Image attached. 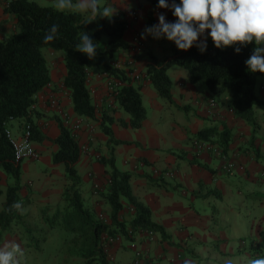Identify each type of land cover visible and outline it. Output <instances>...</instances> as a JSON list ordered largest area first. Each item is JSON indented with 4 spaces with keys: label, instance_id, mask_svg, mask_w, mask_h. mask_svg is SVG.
Here are the masks:
<instances>
[{
    "label": "crops",
    "instance_id": "0c3cea01",
    "mask_svg": "<svg viewBox=\"0 0 264 264\" xmlns=\"http://www.w3.org/2000/svg\"><path fill=\"white\" fill-rule=\"evenodd\" d=\"M32 1L43 7L56 8V0ZM172 2L169 0V4ZM99 6L106 8L112 16L122 15L126 19L129 10L138 13L136 19H127L130 28L124 39L128 49L118 51L112 59L113 63H121L126 73L131 75L135 71L145 76L152 57H172L181 50L166 38L156 39L145 33L146 28L159 23L160 14L174 22L176 19L170 8H160L148 0H100ZM17 25L16 15L0 0V40L13 35ZM209 31L206 30L198 42L206 38V42L214 44L207 35ZM134 32L145 34L142 37L144 52L134 56L135 63L130 67L126 62L131 54ZM44 55L52 82L38 95L34 123L46 139L34 141L41 154L39 160L20 163L23 187L20 196L26 202L21 214L24 220L30 215L40 218L41 229L47 228L45 215H53L64 205L65 165L53 163L63 113L73 119L80 118L74 112L69 92L63 89L67 74L63 53L44 49ZM182 69L175 66L168 72L172 82H177L176 86L173 83L174 104L161 98L148 81L142 83L147 119L140 129L126 125L131 118L113 105L114 99L102 72H91L89 89L93 101L99 113L113 118L114 137L122 143L110 147L108 137L97 122L80 118L95 126L93 131L83 127L78 139L80 146L89 149L77 165L83 180V199L97 214L104 213L107 217L110 213L100 193L95 194L94 186L98 183L105 187L109 176L99 160L101 156L109 155L113 148L118 169L133 175L130 182L133 196L151 210L153 222L161 226L167 236L166 239L161 233L149 236L145 231L137 232L134 242L123 239L112 248L114 264H135L137 251L142 253L140 264H226L229 260L232 264H249L250 259L264 256V75L257 92L262 105L255 111L258 127L254 129L231 113L227 107L228 91L215 94L205 86L194 85L189 72ZM50 97L58 100V108L50 106ZM211 100L216 101L215 107L210 105ZM15 122L18 121L10 123V128L18 137L23 129L21 122L11 126ZM215 126L220 132L224 128L232 131L229 151L225 155L221 154L217 143L198 137L201 131ZM199 142H207L214 149L200 152L197 149ZM229 161L236 167L233 174L224 170ZM11 184V178L0 169V213ZM123 204L121 217L129 222L133 217L132 208L126 201ZM15 227L18 228L14 226L13 230ZM13 230L2 238L0 247L10 248L12 244L20 243L19 235ZM22 255H17L19 263L26 258L25 264L32 263L30 256ZM67 260L66 255L63 261Z\"/></svg>",
    "mask_w": 264,
    "mask_h": 264
},
{
    "label": "trees",
    "instance_id": "16d2710c",
    "mask_svg": "<svg viewBox=\"0 0 264 264\" xmlns=\"http://www.w3.org/2000/svg\"><path fill=\"white\" fill-rule=\"evenodd\" d=\"M148 1L158 6V0ZM8 2V11L17 17L18 29L10 37L0 40V169L12 180L4 209L0 213V243L14 226H19L24 221L21 210L26 205L20 196L23 189L20 163H16L14 159L7 134L11 129L10 123H30L33 127V141L46 139L34 123L38 95L52 82L44 49L63 53L67 69L63 85L69 92L74 112L80 118L97 122L108 137L110 147L122 142L114 137L111 128L113 118L106 113H99L93 101L89 89L93 70L106 73L121 83L118 94L113 97V105H117L130 116V122L126 125L133 129L142 128L147 119L141 93L143 82L151 83L161 98L174 104L173 82L168 72L175 66L187 70L194 85L205 86L215 94L230 91L227 107L231 113L254 129L258 127L255 111L262 105V101L257 95L256 87L257 79L264 73L250 72L245 63L253 53L254 43L241 46L240 53L235 51V47L239 45L220 49L207 42V50L203 53L194 44L188 50L175 52L172 57H152L145 76L141 74L142 79L137 80L132 75L133 72L130 75L115 68L111 62L114 54L128 49L124 39L128 30L125 17L112 16L106 12L109 17L96 15L90 19L87 13L43 7L32 0ZM100 9L104 10L103 7ZM54 24L58 25L56 38L45 42L43 37ZM84 32L98 45L94 59H89L86 54L75 50L80 34ZM104 37H107L106 41H103ZM60 128L61 134L55 140L58 150L53 155V163L65 165L67 186L63 195L64 205L53 216L45 215L44 222L49 230L60 228L67 231L70 238L68 256L82 260V264H114L111 253L115 244L109 241L111 238L122 236L127 241L134 242L137 232L147 231L161 233L166 239L164 229L153 222L151 210L133 196L130 183L133 175L118 169L113 148L109 155L101 156L99 160L106 167L109 176L105 187L99 193L109 206L110 213L106 217L104 213L97 214L92 207L87 206L82 195L83 180L77 170L82 157L79 141L63 122ZM198 137L200 140H211L212 144L217 143L225 155L229 151L232 131L224 128L220 132L215 126L201 131ZM123 201L133 209V217L129 222L121 217L125 208ZM16 203L21 205L19 209L13 206ZM101 215L105 218H101ZM31 230L33 229L25 228L26 232Z\"/></svg>",
    "mask_w": 264,
    "mask_h": 264
},
{
    "label": "clouds",
    "instance_id": "9594fccd",
    "mask_svg": "<svg viewBox=\"0 0 264 264\" xmlns=\"http://www.w3.org/2000/svg\"><path fill=\"white\" fill-rule=\"evenodd\" d=\"M100 0H56L57 10H73L92 16L106 15L99 7ZM158 7L171 9L177 17L169 22L164 14L159 15V23L145 29V33L153 38H166L175 43L178 49L188 50L197 45L203 53L207 50L206 38L198 42V38L210 36L215 47L224 49L236 46L235 51L241 52V46L255 44L252 55L245 61L247 69L252 73H264V0H158ZM91 22V21H88ZM58 33V25H52L43 37L45 42L52 41ZM142 37L145 35L141 34ZM98 45L94 43L87 32L80 34V40L75 50L84 53L89 59H94ZM19 209L21 205H13ZM19 245L12 244L0 247V264H19L17 255ZM226 264H232L229 260ZM249 264H264V256L250 259Z\"/></svg>",
    "mask_w": 264,
    "mask_h": 264
},
{
    "label": "built area",
    "instance_id": "2783aa9c",
    "mask_svg": "<svg viewBox=\"0 0 264 264\" xmlns=\"http://www.w3.org/2000/svg\"><path fill=\"white\" fill-rule=\"evenodd\" d=\"M6 4V6L9 8V2L6 0H3ZM138 13L136 11L133 12H128L127 13V19H136ZM173 18L177 19L172 14ZM127 20V21H128ZM130 28V23L128 22V29ZM144 52V45H143V40L142 36L139 32H134L133 37H132V42H131V54L127 57V62L126 64L130 67H132L135 63L134 56L136 54H142ZM115 68L122 69L123 65L119 62L113 63ZM103 77L106 79V87L110 93V96L113 98L116 96L119 92V87L121 83L112 77H109L106 73H102ZM137 80L142 79V75L133 71L132 74ZM63 89L67 91L65 86L63 85ZM68 92V91H67ZM49 104L51 107L58 108L59 107V102L56 98L50 97L49 98ZM216 101L211 100L210 105L212 107L216 106ZM63 124L66 128L70 129L72 132V135L76 140L79 139L80 132L83 129V127H87L89 130L93 131L95 126L92 123H88L87 121L85 122L83 119H73L68 113H63ZM22 134L18 137H16L11 129L7 131L8 138L11 142L12 148H13V153H14V159L16 163H21L26 160H31V161H37L40 159L41 154L40 152L35 148L34 141H33V127L30 123H25L22 125ZM81 153L82 155H85L88 153L89 149L87 146L81 145ZM197 149L198 151H205L208 149H214V147L207 142H199L197 144ZM235 168V165L233 164L232 161H229L225 167L224 170L227 173H231ZM95 194H99V191L101 190L102 186L100 184H95ZM133 211V209H132ZM101 218H105L103 215L100 216ZM131 235H133L130 232ZM149 236L154 235L153 232H147ZM135 235V234H134ZM109 239V238H108ZM124 238L122 236H118L115 239H109V241L112 244H117L121 243ZM142 258V253L140 251L136 252V261L135 264H140Z\"/></svg>",
    "mask_w": 264,
    "mask_h": 264
},
{
    "label": "rangeland",
    "instance_id": "374dc122",
    "mask_svg": "<svg viewBox=\"0 0 264 264\" xmlns=\"http://www.w3.org/2000/svg\"><path fill=\"white\" fill-rule=\"evenodd\" d=\"M129 11L133 12L135 10ZM106 39L107 37H104L103 41H106ZM176 68L181 69L180 67ZM261 80L262 76L257 79L256 92H258L259 82ZM173 83L174 86H176V80H173ZM227 93L231 95L230 91H228ZM216 97L219 99L218 96ZM17 123L18 122H15L11 126L17 125ZM235 171L236 170L234 169L233 173ZM197 204L200 206V203ZM39 219L34 217V215H30L27 219L19 224L18 228H14L13 233H17L20 237V243H18L20 252L18 254L30 256L32 258L31 261L33 264H82V260L69 257L67 254V248L69 246L68 240H70L67 231L61 230L60 228L49 230L48 226L45 229H41ZM25 228L33 229L31 230L33 234L30 235L31 232H26ZM66 255L68 256V260L64 262L63 259H65ZM25 261H27V258L19 264H25ZM32 263L28 262L26 264Z\"/></svg>",
    "mask_w": 264,
    "mask_h": 264
}]
</instances>
